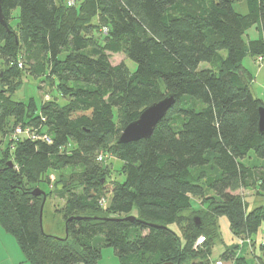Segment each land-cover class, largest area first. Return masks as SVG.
Segmentation results:
<instances>
[{"label": "trees", "instance_id": "obj_1", "mask_svg": "<svg viewBox=\"0 0 264 264\" xmlns=\"http://www.w3.org/2000/svg\"><path fill=\"white\" fill-rule=\"evenodd\" d=\"M244 2L241 14L233 0H3L7 72L47 78L54 92L38 108L11 99L6 72L0 83V136L10 137L0 155V227L29 264H97L103 248L119 264H206L210 247L195 243H213L220 217L242 242L216 260L245 264L250 254L264 264V242L254 243L264 204L249 210L233 195L254 189L264 200V170L241 163L250 152L264 160L263 106L243 65L246 57L264 63V0ZM253 27L257 39H246ZM118 53L134 72L110 63ZM169 95L175 102L148 139L118 142ZM106 155L122 162V182L108 179ZM51 188L63 201L55 211L63 238L40 228L43 196L32 192H44L43 214Z\"/></svg>", "mask_w": 264, "mask_h": 264}, {"label": "rangeland", "instance_id": "obj_2", "mask_svg": "<svg viewBox=\"0 0 264 264\" xmlns=\"http://www.w3.org/2000/svg\"><path fill=\"white\" fill-rule=\"evenodd\" d=\"M234 1V9L239 13H245L246 7L244 0H233ZM17 12L12 13V17L16 16ZM13 23V21H12ZM14 24V23H13ZM91 42L93 45H97L99 40L94 35L91 38ZM60 57H64L63 55ZM108 58L111 64L116 65L120 63H124L126 68L129 70V72H134L136 69V66L133 62L126 59V56L124 53H118V54H108ZM8 62L3 61L0 58V83L4 79L5 74L10 77V85L13 89H15L14 93L11 95V99L15 102H21V103H28L30 99L34 101L36 106L39 108L40 104L42 102V99L46 100L49 97H52L54 95L53 87L50 85L49 79L42 78V77H33V76H27L25 72H20L15 69H11L7 72V65ZM243 65L249 70L250 75L252 77V81L250 84V90L252 95L261 101L262 106L264 107V63L259 65L255 60H251L250 57H246L243 60ZM208 64L202 63L200 64L199 68H207ZM44 80V82H42ZM22 81V82H21ZM56 92V91H55ZM57 94V93H56ZM57 102L59 105H64V101L60 97H56ZM113 113H116V109H114ZM119 122V121H117ZM117 127H120L117 123ZM9 129V128H7ZM9 132V130H5L4 134L5 137L0 136V155L2 152L6 151L8 148V139L10 138L6 133ZM24 137V136H22ZM12 138V137H11ZM14 150L9 149V154L12 156ZM105 164L108 165V179L115 180L117 182H122L124 177L122 174V162L115 159L113 156L106 155L105 157ZM241 163L248 168L251 169H257V170H264V160L259 159L256 157L254 152H250L249 155H247ZM52 189V188H51ZM50 189V190H51ZM53 191L51 194H49L48 199L46 200V204L44 206V212L42 214V231L45 234H49L51 236L57 237V238H63L65 234V228H64V222L62 219V216L58 213H56V210H59L60 207H62L63 201L61 199L60 193L56 189H52ZM233 195H237L243 200L248 203L249 210L253 208L254 206L264 204V200L257 198L255 195V190H245L240 189L233 193ZM196 205V208L200 207L201 204L198 200L194 203ZM107 205V204H106ZM102 215H106L104 211H101ZM105 213V214H104ZM136 214V212H135ZM134 216V213H133ZM200 216V214H199ZM220 218H217L216 222V236L213 240V243H202L200 249L201 251H204L206 247H210V254L206 258H204V261L206 264H212V260H216L219 258V256L226 251V248L231 250L235 244L241 243L242 241L238 240L237 243H231V234H229L228 230L227 232L222 231L223 222L218 220ZM221 226L222 228L218 227ZM172 229L175 228V226H171ZM229 241V243L226 242ZM248 248L247 243H244L241 248L237 250L238 255H243L241 252H245ZM225 249V250H224ZM224 250V251H223ZM223 251V252H222ZM221 253V254H220ZM202 255H200L201 257ZM245 257V264H255V261L253 257L248 254ZM0 264H29L25 257L23 256L22 252L20 251V248L15 240V238L5 233L1 227H0ZM80 264V263H78ZM97 264H119L118 258L115 256L113 250L111 248H103L101 249V255L97 262Z\"/></svg>", "mask_w": 264, "mask_h": 264}, {"label": "water", "instance_id": "obj_3", "mask_svg": "<svg viewBox=\"0 0 264 264\" xmlns=\"http://www.w3.org/2000/svg\"><path fill=\"white\" fill-rule=\"evenodd\" d=\"M2 3L3 0H0V24L5 28H7L6 19L4 17L2 10ZM174 102L175 99L173 95H169L164 99L156 103H153L152 105L145 108L135 121L125 126V128L122 130L119 136L118 142L131 143L142 139H148L152 135V132L155 126L157 125V123L166 115L167 111L172 107ZM257 132L261 135H264V107H261L258 110ZM8 164L11 166L10 163ZM32 194L34 196H39V195L43 196V201L40 207V215H39V223L42 231V210L45 202V194L43 191L39 189H35L32 192ZM126 220L134 221L136 219L135 217H128L126 218ZM193 223L196 227L201 226L202 222L200 217L195 216L193 218ZM163 264H173V263L169 262ZM190 264H201V263L192 262Z\"/></svg>", "mask_w": 264, "mask_h": 264}, {"label": "crops", "instance_id": "obj_4", "mask_svg": "<svg viewBox=\"0 0 264 264\" xmlns=\"http://www.w3.org/2000/svg\"><path fill=\"white\" fill-rule=\"evenodd\" d=\"M240 1V3H241V1L242 0H239ZM233 5H234V3H233ZM242 14V13H241ZM263 34V36H264V32L262 33ZM258 35H259V32L257 31V29L256 28H251V29H249L247 32H246V39H249V40H255V39H257V37H258ZM251 58V57H250ZM251 60L253 61V59L251 58ZM245 67V66H244ZM246 68V67H245ZM246 70L248 71V73L250 74V72H249V70L246 68ZM255 207V206H254ZM218 220H220V221H222L223 222V228L221 227V226H219L218 225V227L219 228H222V231H224L225 230V232H227L226 231V229L228 230V232H229V234H231V232H230V230H229V225H228V222H227V220L224 218V217H220V219H218ZM231 243H237L238 242V240L231 234ZM214 242V241H213ZM226 242V241H225ZM264 242V222L261 224V226H260V228H259V230H258V232H257V234L255 235V237H254V243H263ZM226 243H229V241L228 242H226ZM226 249H228V248H226ZM225 250V249H224ZM223 250V251H224ZM222 251V252H223ZM221 254V253H220ZM214 260H212V262H213ZM211 262V263H212Z\"/></svg>", "mask_w": 264, "mask_h": 264}, {"label": "built area", "instance_id": "obj_5", "mask_svg": "<svg viewBox=\"0 0 264 264\" xmlns=\"http://www.w3.org/2000/svg\"><path fill=\"white\" fill-rule=\"evenodd\" d=\"M70 3L72 4L73 3V0H70ZM255 61L259 65H261L263 63V59L261 57L256 58ZM15 134L16 135H20L22 137V134H23V136L28 135V131L26 130V131L23 132V131H21V128H17L15 130ZM98 160H101V157H99ZM203 242H204V238L203 237H199L196 240L195 247L201 245ZM213 264H232V263H230V262H224L222 260H216V261L213 262Z\"/></svg>", "mask_w": 264, "mask_h": 264}]
</instances>
